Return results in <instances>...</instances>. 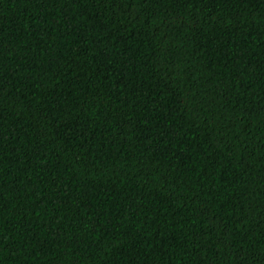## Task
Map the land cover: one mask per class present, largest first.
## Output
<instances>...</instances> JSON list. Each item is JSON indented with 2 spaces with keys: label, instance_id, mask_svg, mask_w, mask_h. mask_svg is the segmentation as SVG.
<instances>
[{
  "label": "trees",
  "instance_id": "1",
  "mask_svg": "<svg viewBox=\"0 0 264 264\" xmlns=\"http://www.w3.org/2000/svg\"><path fill=\"white\" fill-rule=\"evenodd\" d=\"M0 264H264V0H0Z\"/></svg>",
  "mask_w": 264,
  "mask_h": 264
}]
</instances>
